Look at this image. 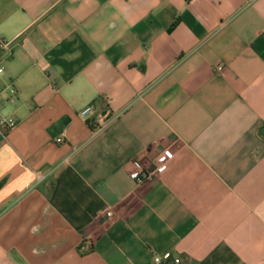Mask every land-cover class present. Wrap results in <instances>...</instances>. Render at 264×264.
Returning a JSON list of instances; mask_svg holds the SVG:
<instances>
[{
	"label": "crops",
	"instance_id": "0c3cea01",
	"mask_svg": "<svg viewBox=\"0 0 264 264\" xmlns=\"http://www.w3.org/2000/svg\"><path fill=\"white\" fill-rule=\"evenodd\" d=\"M0 37V264H264V0H0Z\"/></svg>",
	"mask_w": 264,
	"mask_h": 264
},
{
	"label": "built area",
	"instance_id": "2783aa9c",
	"mask_svg": "<svg viewBox=\"0 0 264 264\" xmlns=\"http://www.w3.org/2000/svg\"><path fill=\"white\" fill-rule=\"evenodd\" d=\"M13 49L14 43L11 39H8L6 37H0V73L5 70V65L3 64V61L12 54ZM223 68V64L218 66V70H222ZM7 91L10 94V99L14 98L18 92L17 88L13 85L9 87H3L0 85V95ZM93 108V105H88L82 110V114L88 115L93 110ZM18 123L19 120L13 115H8L4 113L3 104L0 101V131L7 133L8 131L16 127ZM57 140L61 142L64 140V137L60 135L58 136ZM169 157L170 153L168 152L161 155L158 159L159 167L163 166L167 162ZM131 174L135 179L139 181H144L152 177V173L146 171L142 162L138 159L133 161V169L131 171ZM106 215L108 217H112L114 215V212L112 210H108L106 212ZM155 259L158 264H179L181 262V259L179 257H174L170 252L164 255H157Z\"/></svg>",
	"mask_w": 264,
	"mask_h": 264
}]
</instances>
